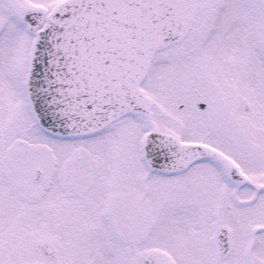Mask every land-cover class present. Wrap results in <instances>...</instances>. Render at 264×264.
Wrapping results in <instances>:
<instances>
[{"label":"snow or ice","instance_id":"1","mask_svg":"<svg viewBox=\"0 0 264 264\" xmlns=\"http://www.w3.org/2000/svg\"><path fill=\"white\" fill-rule=\"evenodd\" d=\"M0 264H264V0H0Z\"/></svg>","mask_w":264,"mask_h":264}]
</instances>
